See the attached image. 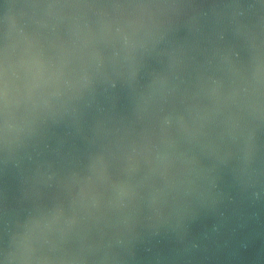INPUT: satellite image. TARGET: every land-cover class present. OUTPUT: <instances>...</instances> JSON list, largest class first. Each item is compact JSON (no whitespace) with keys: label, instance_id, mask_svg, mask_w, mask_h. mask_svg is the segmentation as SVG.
<instances>
[{"label":"water","instance_id":"1","mask_svg":"<svg viewBox=\"0 0 264 264\" xmlns=\"http://www.w3.org/2000/svg\"><path fill=\"white\" fill-rule=\"evenodd\" d=\"M0 264H264V0H0Z\"/></svg>","mask_w":264,"mask_h":264}]
</instances>
